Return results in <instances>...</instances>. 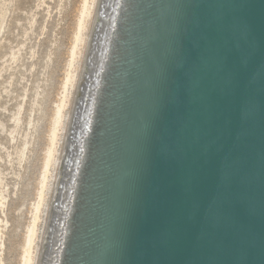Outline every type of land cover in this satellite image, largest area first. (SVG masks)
<instances>
[{
    "label": "water",
    "instance_id": "obj_1",
    "mask_svg": "<svg viewBox=\"0 0 264 264\" xmlns=\"http://www.w3.org/2000/svg\"><path fill=\"white\" fill-rule=\"evenodd\" d=\"M111 6L57 264H264V0Z\"/></svg>",
    "mask_w": 264,
    "mask_h": 264
},
{
    "label": "rangeland",
    "instance_id": "obj_2",
    "mask_svg": "<svg viewBox=\"0 0 264 264\" xmlns=\"http://www.w3.org/2000/svg\"><path fill=\"white\" fill-rule=\"evenodd\" d=\"M81 3L82 0H0V264H22V244L38 201L53 113L65 92L70 105L77 85L71 82L64 91L63 80L69 69L79 73L86 48L85 34L76 49L79 59L76 55L69 66ZM85 29L83 34L88 32L89 21ZM75 73L73 81L77 79ZM68 105L62 111V127L57 130L59 141H55V161L45 181L48 189H43L45 200L40 202L41 219L36 222L38 233L31 245V254L37 257H32V264H37L45 236Z\"/></svg>",
    "mask_w": 264,
    "mask_h": 264
},
{
    "label": "bare ground",
    "instance_id": "obj_3",
    "mask_svg": "<svg viewBox=\"0 0 264 264\" xmlns=\"http://www.w3.org/2000/svg\"><path fill=\"white\" fill-rule=\"evenodd\" d=\"M118 0H82L81 3V7L78 10V17H77V23H76V27H75V36H74V41H73V45L72 47H70V55H69V66H71L73 59L75 60V56L77 55V51L76 49H79L78 44L79 42L85 40L83 39V35L86 34V48L85 51L83 53V59L81 61L80 64V70L79 73L76 74L73 69V73L76 74V81L74 80V75L72 73V71L69 69V71L67 72L65 79L63 80V85H64V91L66 88V85L69 83H76V89L75 91L72 92L73 96L71 98V100H69V104L68 105L66 103V101H68L65 93L62 96L61 99H59L60 101H58L59 103L57 104L54 113H53V118H52V127L50 130V140L47 146V149L45 151V155L43 156L44 158L42 159V165H41V181L40 183V190H38V201L36 202L35 206L32 209V217L30 219L29 225L27 227V234L24 238V244L23 245V251L21 252L22 254V264H32L35 261H32L34 256H32L31 254V245L33 244V237L34 235L38 233V231H35V227L37 225L36 222H39V207L42 208V206H40V202L43 196V189L47 188L45 187L46 185L48 186V184H45L47 175L49 176V167L54 164L55 158H54V153L56 152V147L55 145V141H57L58 139L56 137L57 136V130H60L59 126L61 125V118H62V111L64 109V107H66L67 105L69 106V114L67 118V122L65 120H63L66 123L65 126V132H64V140H63V147L61 150V153L58 156V160H56L57 163V172L54 176V183H53V187H52V191H51V197H50V203H49V207H48V220L46 226L44 225L45 231L43 233V242L41 244V250L38 256V261L37 264H42V260L44 259V254L46 252V250L44 249V247L47 248L48 250V254L46 257H49L48 259L45 260V262L43 264H57L58 262V256L60 255V251L62 248V244H63V239H64V234H65V228H66V222L65 218H68V214L70 211V206L72 204V189L74 188V184H73V180L76 176L75 173V165H77V163L80 160V156H81V152H80V148L75 147L74 149H72L71 153L73 158L70 160V163H72V166L69 167L65 165L64 163V158L69 154V152L67 151L68 145L71 143V140L69 139L70 136V129L71 126L74 124L73 123V110L75 108L76 105V100L78 98V95L80 94V86H83V80H85L86 78V73L84 72V69L87 68L88 70V78L90 79L89 81L86 79L85 84L90 83V85H94L95 82L92 81L93 78H95V80L98 78L97 77V73L100 72V70H102L103 66H104V61L106 59V56L104 53L100 54L101 51H97L95 52V49L101 48L104 49L105 46H103L101 43L104 41V39H102V35L106 37V40L104 41L107 42L109 39V33L110 31L113 29V23L115 21L116 15H115V10L111 12V14H108V9L111 6L112 2H117ZM106 5H108V8H106ZM102 11V17H100L99 12ZM99 14V15H98ZM97 20L99 21V23H97ZM87 21H89V29L88 32L86 33H82L83 30H86V23ZM99 24L101 26H99ZM95 26L99 27V31L98 33L96 32V34L101 35V38L99 37V41H96V44L94 45L93 42H95L94 38H93V34H94V28ZM107 35V36H106ZM85 37V36H84ZM83 46V49L84 47ZM78 47V48H77ZM82 49V50H83ZM100 49V50H101ZM81 50V49H80ZM83 52V51H82ZM79 55V54H78ZM78 57L79 59V56ZM82 55V54H81ZM87 58H92L91 62L88 63L87 62ZM96 62V64H95ZM76 63V62H75ZM74 65V64H73ZM76 65V64H75ZM91 65V66H90ZM76 69V67H74ZM71 83V84H72ZM70 85V84H69ZM72 87V85H71ZM74 87V85H73ZM71 94V95H72ZM68 95V94H67ZM67 104V105H66ZM62 127V126H60ZM59 128V129H58ZM76 129V128H75ZM62 130V129H61ZM64 130V128H63ZM73 130V129H72ZM59 135V134H58ZM57 139V140H56ZM59 141V140H58ZM72 144V143H71ZM80 152V153H79ZM51 166V167H52ZM56 166V165H55ZM62 176L63 177H69L66 182H64V187L67 186V190H65L64 192H60V189L58 188V184L62 181ZM52 181V180H51ZM39 189V188H38ZM48 189V188H47ZM45 191V190H44ZM47 191V190H46ZM50 193V192H49ZM48 194V193H47ZM50 195V194H49ZM48 195V196H49ZM47 196V195H46ZM45 197V195H44ZM47 198V197H46ZM45 200V199H44ZM48 201V200H47ZM56 202L58 205L56 207H54L53 209V203ZM44 203V202H42ZM44 207V205H43ZM55 216H57V218H55ZM39 219V221H37ZM44 219V218H43ZM47 219V218H46ZM44 223V222H43ZM53 223V224H52ZM38 226V225H37ZM48 228L51 229V231H48ZM38 229V228H37ZM37 232V233H35ZM35 235V236H36ZM36 238V237H35ZM40 238V236H39ZM42 240V239H41ZM40 244V241H39ZM34 245H36L34 243ZM39 246H37L38 248ZM35 249V248H33ZM38 250V249H37ZM33 251V250H32ZM36 250H34L35 253ZM36 253H38V251H36ZM37 256H35L34 258H36ZM35 260V259H34Z\"/></svg>",
    "mask_w": 264,
    "mask_h": 264
}]
</instances>
